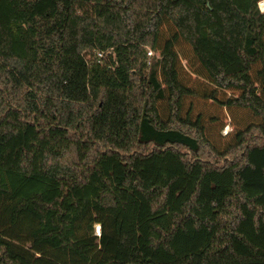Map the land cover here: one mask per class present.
<instances>
[{"label":"trees","instance_id":"16d2710c","mask_svg":"<svg viewBox=\"0 0 264 264\" xmlns=\"http://www.w3.org/2000/svg\"><path fill=\"white\" fill-rule=\"evenodd\" d=\"M259 3L0 0V264H264ZM187 98L256 121L219 149Z\"/></svg>","mask_w":264,"mask_h":264},{"label":"rangeland","instance_id":"374dc122","mask_svg":"<svg viewBox=\"0 0 264 264\" xmlns=\"http://www.w3.org/2000/svg\"><path fill=\"white\" fill-rule=\"evenodd\" d=\"M260 11L264 13L261 9ZM176 50L180 54L182 68L181 77L184 83L194 87L204 94L211 89L208 82L200 76L202 68L194 58L190 45L180 40ZM153 57H159L155 52ZM209 92V91H208ZM232 94H228L230 98ZM224 97L221 96V99ZM160 110L164 117L167 116V105L160 104ZM190 112L193 118L201 115L207 125L208 137L219 147L224 149L234 140L235 133L256 121L247 109L222 107L218 103L206 101L202 98H187L185 101L184 113ZM102 233L101 225L95 226V235Z\"/></svg>","mask_w":264,"mask_h":264},{"label":"built area","instance_id":"2783aa9c","mask_svg":"<svg viewBox=\"0 0 264 264\" xmlns=\"http://www.w3.org/2000/svg\"><path fill=\"white\" fill-rule=\"evenodd\" d=\"M259 8L261 9L260 3H259ZM261 10H262V9H261ZM262 11H263V10H262ZM97 56H98V59H103V58L105 57V53H104V52H99ZM148 56H149L150 58H153V56H154L153 51L149 50V51H148Z\"/></svg>","mask_w":264,"mask_h":264}]
</instances>
